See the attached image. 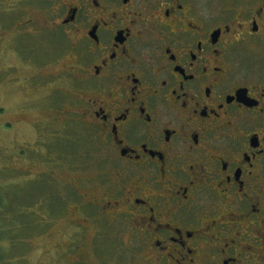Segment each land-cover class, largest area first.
Listing matches in <instances>:
<instances>
[{
  "label": "flooded vegetation",
  "instance_id": "1",
  "mask_svg": "<svg viewBox=\"0 0 264 264\" xmlns=\"http://www.w3.org/2000/svg\"><path fill=\"white\" fill-rule=\"evenodd\" d=\"M49 34L71 42L58 108L93 133L104 171L51 199L60 264H264V0H0V48L33 67L12 62L5 84L48 82L62 54L25 51Z\"/></svg>",
  "mask_w": 264,
  "mask_h": 264
},
{
  "label": "rangeland",
  "instance_id": "2",
  "mask_svg": "<svg viewBox=\"0 0 264 264\" xmlns=\"http://www.w3.org/2000/svg\"><path fill=\"white\" fill-rule=\"evenodd\" d=\"M16 15L11 14L14 18ZM70 43L67 37L60 42L50 34L43 44L34 38L28 40L26 44L30 48L25 55L31 60L44 56L54 58L59 54L62 57L56 63L44 64L45 74L52 75L48 82L42 84V79L37 78L35 85L24 81L23 87L18 85L17 77L32 70V61L27 63L9 48H0V106L3 108L0 109V264H60L57 253L62 251L55 250V245L64 246L69 231L63 227L67 218L52 217L62 207L51 199L55 198L58 188L66 190L62 182L68 175L94 179L99 172H104L100 167V151L91 140L93 133L85 129L75 114L66 115L64 109L58 108L62 101L66 108L69 97L61 88L66 86L55 83L52 73L63 68ZM12 62L16 68L8 69L17 77L5 84L3 71ZM54 109H58L55 122L52 120ZM7 121L13 124L7 126ZM22 148L27 154L22 156L25 158L19 151ZM34 149L45 155L34 154ZM50 168H58L54 170L57 181L55 175L38 174L40 169ZM49 229L54 233L52 237L47 235ZM90 234H86L85 241ZM110 253L106 264L123 262L124 253ZM124 263L134 264L126 259Z\"/></svg>",
  "mask_w": 264,
  "mask_h": 264
}]
</instances>
